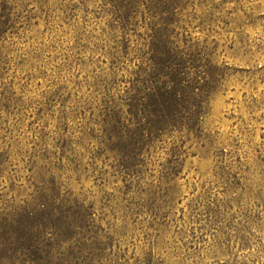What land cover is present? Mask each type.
<instances>
[{"label": "rangeland", "instance_id": "374dc122", "mask_svg": "<svg viewBox=\"0 0 264 264\" xmlns=\"http://www.w3.org/2000/svg\"><path fill=\"white\" fill-rule=\"evenodd\" d=\"M108 1L0 0V208L42 187L76 201L78 264H264V0L163 15L218 82L198 127L166 131L130 177L103 120L149 28L139 16L120 57Z\"/></svg>", "mask_w": 264, "mask_h": 264}, {"label": "trees", "instance_id": "16d2710c", "mask_svg": "<svg viewBox=\"0 0 264 264\" xmlns=\"http://www.w3.org/2000/svg\"><path fill=\"white\" fill-rule=\"evenodd\" d=\"M179 3L181 0H109L107 4L125 39L120 57L127 55L139 16L149 28L142 48L136 49L143 53L137 54L140 62L129 73L132 81L107 105L103 120L109 143L105 148L116 153L127 177L138 173L133 170L166 131L198 127L206 114L209 89L218 82L211 59L193 46H179L171 23L162 19L164 14L176 13ZM130 121L134 129L127 126ZM118 124L120 129L115 128ZM73 206L59 198L58 190L42 187L32 199L0 208V264H78L63 252L70 242L65 231L81 228L76 201Z\"/></svg>", "mask_w": 264, "mask_h": 264}]
</instances>
